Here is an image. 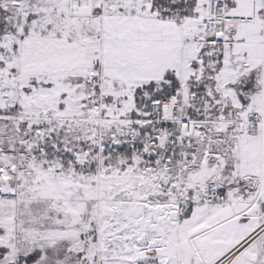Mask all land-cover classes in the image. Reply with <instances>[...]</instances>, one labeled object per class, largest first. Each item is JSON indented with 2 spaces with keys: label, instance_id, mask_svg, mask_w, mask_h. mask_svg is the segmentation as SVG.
Returning a JSON list of instances; mask_svg holds the SVG:
<instances>
[{
  "label": "snow or ice",
  "instance_id": "snow-or-ice-1",
  "mask_svg": "<svg viewBox=\"0 0 264 264\" xmlns=\"http://www.w3.org/2000/svg\"><path fill=\"white\" fill-rule=\"evenodd\" d=\"M0 264H264V0H0Z\"/></svg>",
  "mask_w": 264,
  "mask_h": 264
}]
</instances>
